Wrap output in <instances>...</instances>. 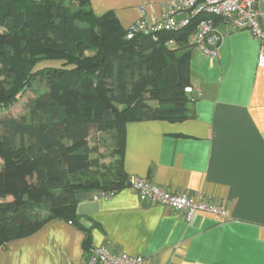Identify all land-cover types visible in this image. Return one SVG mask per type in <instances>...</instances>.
Wrapping results in <instances>:
<instances>
[{
	"label": "crops",
	"instance_id": "crops-1",
	"mask_svg": "<svg viewBox=\"0 0 264 264\" xmlns=\"http://www.w3.org/2000/svg\"><path fill=\"white\" fill-rule=\"evenodd\" d=\"M173 0H90L98 18L113 14L124 30L162 19ZM264 7V2L262 3ZM181 18V17H178ZM218 56L193 47L191 99L180 121L126 126L123 168L169 192L222 207L226 216L185 212L141 201L130 186L110 196H78L76 222L52 220L0 249V264H87L97 247L153 264H264V68L248 31L215 20ZM181 51L179 55L184 53Z\"/></svg>",
	"mask_w": 264,
	"mask_h": 264
},
{
	"label": "trees",
	"instance_id": "trees-1",
	"mask_svg": "<svg viewBox=\"0 0 264 264\" xmlns=\"http://www.w3.org/2000/svg\"><path fill=\"white\" fill-rule=\"evenodd\" d=\"M32 1L0 0V249L52 220L76 222L80 194L129 187L127 124L180 121L192 96L184 51L197 20L157 41L128 40L113 14L94 15L90 0ZM39 79L46 91L28 102V115L12 116ZM98 131L112 135L114 165L92 156Z\"/></svg>",
	"mask_w": 264,
	"mask_h": 264
},
{
	"label": "built area",
	"instance_id": "built-area-1",
	"mask_svg": "<svg viewBox=\"0 0 264 264\" xmlns=\"http://www.w3.org/2000/svg\"><path fill=\"white\" fill-rule=\"evenodd\" d=\"M264 0H173L166 6L162 19L148 20L145 8L141 9V18L129 30L127 39L136 36L152 37L154 41L160 34L181 33L197 20L194 32L190 35L188 45L207 57L216 58L223 40V35L215 28V20L220 19L225 26L235 31H248L260 43L258 66L264 68ZM181 17V18H178ZM174 46V40L168 42ZM192 93L191 89H186ZM193 97L191 101H195ZM129 186L138 193L141 201L160 204L185 212V221L191 223L195 216L206 213L226 216V211L210 202H204L186 195L169 192L163 187L154 185L140 178L130 179ZM110 196L113 193H102ZM87 264H153L142 256L114 254L107 247L101 246L92 250Z\"/></svg>",
	"mask_w": 264,
	"mask_h": 264
},
{
	"label": "rangeland",
	"instance_id": "rangeland-1",
	"mask_svg": "<svg viewBox=\"0 0 264 264\" xmlns=\"http://www.w3.org/2000/svg\"><path fill=\"white\" fill-rule=\"evenodd\" d=\"M41 0H33V4H39ZM50 65H57V62H48ZM43 66V65H42ZM42 66L38 65L36 69H40ZM46 91V83L41 79L37 80L31 89H27L24 94H21L18 98V103L15 104L9 111L14 117H21L29 114V110L26 109V105L32 98H36V92L43 93ZM153 105V104H152ZM7 113V112H5ZM90 146L97 150L92 156L98 158L103 165H114L117 156L114 154L115 146L113 144L112 135L108 132H95L90 139ZM2 162L0 161V167ZM12 200L11 198L8 201Z\"/></svg>",
	"mask_w": 264,
	"mask_h": 264
}]
</instances>
